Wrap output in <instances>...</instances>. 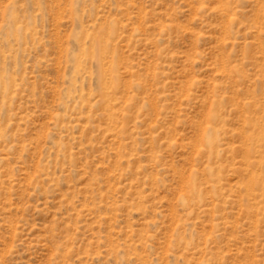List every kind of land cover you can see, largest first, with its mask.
Segmentation results:
<instances>
[{
    "label": "rangeland",
    "instance_id": "374dc122",
    "mask_svg": "<svg viewBox=\"0 0 264 264\" xmlns=\"http://www.w3.org/2000/svg\"><path fill=\"white\" fill-rule=\"evenodd\" d=\"M0 264H264V0H0Z\"/></svg>",
    "mask_w": 264,
    "mask_h": 264
},
{
    "label": "bare ground",
    "instance_id": "6f19581e",
    "mask_svg": "<svg viewBox=\"0 0 264 264\" xmlns=\"http://www.w3.org/2000/svg\"><path fill=\"white\" fill-rule=\"evenodd\" d=\"M260 135V134H259Z\"/></svg>",
    "mask_w": 264,
    "mask_h": 264
}]
</instances>
